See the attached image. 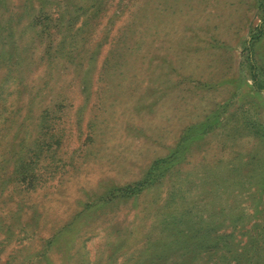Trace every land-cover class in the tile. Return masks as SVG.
Returning a JSON list of instances; mask_svg holds the SVG:
<instances>
[{
    "label": "rangeland",
    "instance_id": "1",
    "mask_svg": "<svg viewBox=\"0 0 264 264\" xmlns=\"http://www.w3.org/2000/svg\"><path fill=\"white\" fill-rule=\"evenodd\" d=\"M263 14L0 0V264H264V33L255 81L245 47ZM170 155L151 186L110 198ZM178 221L208 237L162 252Z\"/></svg>",
    "mask_w": 264,
    "mask_h": 264
},
{
    "label": "trees",
    "instance_id": "2",
    "mask_svg": "<svg viewBox=\"0 0 264 264\" xmlns=\"http://www.w3.org/2000/svg\"><path fill=\"white\" fill-rule=\"evenodd\" d=\"M260 7L262 9V11H264V2L262 0H260ZM264 33V14L261 17L260 23L255 26V28L250 32L249 35V40L246 42L245 47L247 50V56H246V62H247V66L251 72V77L253 78V80H256V74H255V69H256V62L254 59V55H253V49H254V44L259 41ZM209 122V120H207ZM206 121V122H207ZM206 122L204 123H200V126H203L205 124H207ZM193 130V128H192ZM191 131V129H188L187 132ZM259 131H263V130H259ZM262 135H264V132H260ZM187 134V133H186ZM186 136L184 135V138L182 139V142L186 141ZM43 153V151H42ZM41 153V154H42ZM172 155H170V157L164 158V159H159L157 161H155L152 166L150 167V169L148 170V172L146 173V175L139 180L138 182L131 184V185H127L124 187H119V188H113L112 190H110L108 193H110V198L111 197H118V196H133V194H135V192H140L142 189L147 188L149 186L152 185L153 180L155 179V173L158 172L159 169H161L162 167V172L163 173L165 170H167V167L172 160H174L175 158H171ZM171 158V159H170ZM19 175V171L18 169H12V172L10 173L9 176H7L6 178H4L1 181V185H3L6 181H8L9 179H11L12 177H18ZM159 177V175H158ZM158 180V179H157ZM29 185H31V183H29ZM210 203V202H207ZM211 217L214 218V213L210 212L208 213V216L205 220L210 219L211 221ZM180 219V218H179ZM183 220V219H181ZM181 223L180 221L178 222H167L163 227H162V231L163 232H167V238L166 237H159V239L157 241H162L160 244V247L162 248V252L168 251L170 248L169 246L172 244H176L178 245V243H181L184 245L183 246H178V248L176 250H181L182 248H184L185 250H195L198 247H200V242L203 241L206 237H208L209 234V230L211 229V226H207L205 229L201 228L200 230V234H198L199 230L195 229V228H186L184 230L182 229H174L176 227L177 224ZM161 235V232H160ZM196 235H199L198 237H196ZM232 234L229 235V237H231ZM192 237H196L194 239H191ZM191 239V240H190ZM203 239V240H202ZM148 245V244H147ZM148 248H150L148 246ZM146 248V256L151 254V250Z\"/></svg>",
    "mask_w": 264,
    "mask_h": 264
}]
</instances>
